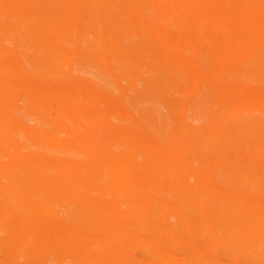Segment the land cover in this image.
Instances as JSON below:
<instances>
[{
	"label": "bare ground",
	"instance_id": "bare-ground-1",
	"mask_svg": "<svg viewBox=\"0 0 264 264\" xmlns=\"http://www.w3.org/2000/svg\"><path fill=\"white\" fill-rule=\"evenodd\" d=\"M0 264H264V0H0Z\"/></svg>",
	"mask_w": 264,
	"mask_h": 264
}]
</instances>
